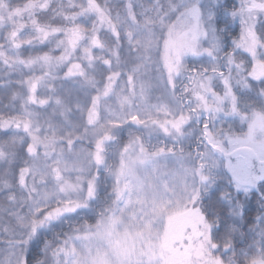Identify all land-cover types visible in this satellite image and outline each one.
<instances>
[{
    "label": "snow or ice",
    "instance_id": "6c2138e0",
    "mask_svg": "<svg viewBox=\"0 0 264 264\" xmlns=\"http://www.w3.org/2000/svg\"><path fill=\"white\" fill-rule=\"evenodd\" d=\"M0 264H264V0H0Z\"/></svg>",
    "mask_w": 264,
    "mask_h": 264
}]
</instances>
